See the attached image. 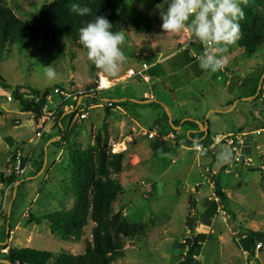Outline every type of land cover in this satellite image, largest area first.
Listing matches in <instances>:
<instances>
[{"label":"rangeland","instance_id":"obj_1","mask_svg":"<svg viewBox=\"0 0 264 264\" xmlns=\"http://www.w3.org/2000/svg\"><path fill=\"white\" fill-rule=\"evenodd\" d=\"M52 1L54 0H3L13 15L27 24L34 22L41 5ZM113 2L117 9L124 4L150 18L152 32L151 36L144 37L132 30H120L124 31L126 36L122 50L127 60L115 77H110L97 68L98 78L93 80L89 70L90 65H95L87 58L86 50L77 44L67 45L64 59L57 63L43 62L39 56L25 47L19 48L18 45L0 50V77L10 88L3 90L0 87V170L6 177L9 174L3 169L8 142L12 145L10 149L32 145L31 139L27 138L34 137L33 126L36 123L32 114L20 112L19 104L13 100L11 90L23 87L44 91L59 86L70 93L82 92L85 96L86 87L93 84L97 86L99 95V100L96 101L103 107L87 110L85 119L80 120L73 116L70 118L71 121L68 118L64 120L65 133L68 131L67 126L69 128L73 124L74 126L66 133L70 142H63L60 145L63 151L58 160L55 161L51 156L52 150L49 149L52 146H49L45 153L46 141L39 143L35 149L38 156L33 160L35 172L25 174L35 178L24 180L18 191L15 189L17 194L21 191L24 193L13 200L8 219L10 226L8 234L12 241L9 245L0 247V261L3 260V250L9 252L33 247L36 251L54 255L66 252L77 256L84 253L85 244L91 240L90 230L93 227L91 222L84 229L82 241L74 244L50 236V229L46 223L41 226L43 234L36 239L32 247L30 245L36 235H31V244H26L24 235L26 233L28 235L30 228L33 227V218L67 211L72 207L68 148L74 144L86 149L97 139L100 143L105 139L109 152L124 155L122 171L116 177L122 192L112 204V210L114 213H120L140 230V234L135 238L124 240V256L113 264H178L187 251L183 246L184 242H187L184 237L186 231H190L193 236L199 237L201 234L204 236L201 240L200 256L195 258L192 264H264V241L263 250L251 256L247 249V238L241 236V232L246 230L264 233V155L258 149L262 141L249 135L246 143L241 146L239 162L232 156L231 163L221 166L217 161L215 140L208 139L211 145L209 143L208 148H204L199 141L205 138L204 135H200L202 132H199L198 128H193L194 141L189 144L186 138L190 126L182 127L184 119L177 127L172 124L178 129L166 124L163 118L158 123V116L161 114L162 117V110L157 104L168 109L170 113L171 107L181 102L177 97L189 98L191 108L201 104L202 109L209 105L213 110L222 111L217 106L225 95L221 98L217 92L216 99L193 94L181 97L187 91L188 83H183L187 88H183L182 94L177 95L172 93L164 81L152 79L147 84L145 80L141 81L138 78L121 80L120 76L122 77L128 69L138 71L142 62H154L172 53L173 42L195 47L198 41L186 32L162 31L160 13L156 8L161 0H113ZM240 3L249 7L256 6L255 0H240ZM256 7L258 13L264 12V0ZM233 45L237 48L236 44ZM241 55L245 61L241 68L244 75L264 66V45L251 57L244 53ZM50 65L58 73L55 82L48 81L45 77L44 67ZM100 72L111 87L113 86L108 88L110 90L102 89ZM255 76L258 77V74ZM146 78L150 81L148 77ZM244 82L246 83V80ZM131 90H135L134 98L129 99L132 103L124 100L111 109L104 106L107 101L122 98L124 95L129 96ZM142 91L148 95L152 94L154 97L151 99L152 103H133L140 101L139 92ZM240 91H245V87ZM235 103H231L229 107H221L223 110L227 109L226 114H213L207 117L209 111H206L204 116L194 117L196 120H206L207 123L210 120L211 137L225 135L231 125L238 126L241 121H245L246 126H251L252 121L248 114L252 111L251 106L244 108V116L242 114L238 116L242 104L233 109ZM88 104L91 102L88 101ZM52 107L51 102L46 112L53 109ZM163 111L165 112L164 108ZM191 111L188 112L193 115ZM214 119H218V122L212 121ZM155 121L157 122L154 123ZM52 122L54 120H46L39 126H46ZM134 122L138 123V126ZM19 134H23L24 137L21 138ZM224 143L226 144V141ZM252 147L256 152L254 158H261L258 162L251 159L253 158L251 154L245 155ZM41 152H44V155H41ZM46 164L55 165L52 172L49 173L48 165L44 170ZM40 171L43 173L38 175ZM44 176L46 178L43 180ZM217 178L227 198V213L223 212L222 205L214 194V181ZM190 198H193L194 204L190 203ZM7 204L8 202L5 205L1 204L0 215L7 208ZM19 223L21 230L11 235L13 227ZM4 231L6 234L7 228ZM3 237L6 238L7 235Z\"/></svg>","mask_w":264,"mask_h":264},{"label":"trees","instance_id":"obj_2","mask_svg":"<svg viewBox=\"0 0 264 264\" xmlns=\"http://www.w3.org/2000/svg\"><path fill=\"white\" fill-rule=\"evenodd\" d=\"M261 2L262 0H255L256 6H259ZM73 3H79L81 7H89L91 13L87 16H78L71 11ZM256 6L249 7L241 4L245 17L240 22L242 35L236 44L248 57L255 55L264 45V12L258 13ZM96 15L106 17L113 24L112 31L114 32L125 29L144 37L151 36L150 18L124 4L117 9L113 0H54L41 5L32 24L16 18L3 0H0V50L18 45L19 48L25 47L39 56L43 62H60L65 57L67 45L77 44L83 48L79 41V29L94 20ZM97 70L95 66L90 65L89 71L93 80L98 78ZM0 87L3 90L10 89L1 77ZM96 87L93 84L87 86L85 95L89 98L87 101L95 106L100 104L97 102L99 95L95 92ZM54 88L61 87L52 89ZM52 89L38 91L16 87L11 90V95L13 100L19 104L20 112L32 114L38 122L48 104L45 98ZM261 93L260 90L259 94ZM67 104H70V100L64 102L61 108ZM75 105L74 103L73 107ZM117 105L118 103L115 104ZM159 108L162 110L163 120L168 124L163 108L161 106ZM59 110L55 112L57 128L64 126L63 120L60 121L62 113ZM75 114L76 111L66 116L64 120L67 118L70 120ZM179 123L180 119L172 120L174 127L179 126ZM185 125H189L192 129L197 128L193 122L187 121L182 127ZM59 135L62 133L59 132ZM186 140L192 144L194 135H190ZM63 142H68L65 134L60 141L50 146L60 148ZM209 143L208 136L199 141L204 148H208ZM8 146L9 153L6 158L16 152L22 153L21 147L10 149L12 148L11 142H8ZM67 152L71 165L72 207L67 211L53 212L35 218L33 223L37 225L46 223L54 238L74 244L82 241L84 229L91 222L93 224L90 230L91 240L85 244L84 253L77 256L66 252L54 255L31 249L11 250L3 256V260L10 264H113L124 256V240L135 238L140 234L135 224L112 210V204L122 192V187L116 177L122 171L124 155L109 152L105 139L102 143L97 139L91 147L86 149L73 144ZM42 154L44 155V152H41ZM22 162L27 163L23 154ZM3 170H6V163ZM16 182L18 179L15 176L7 175L6 177L0 171L2 185L9 186ZM214 194L220 201L223 212L227 213V198L218 178L214 181ZM191 202L194 204L193 198H190ZM230 224L234 228L232 222ZM241 236L247 238V249L251 256L254 255L255 244L264 241V233L261 232L246 230L241 232ZM203 238L202 234L199 237L194 235L191 241L184 243L183 246L187 248V251L178 264H192L194 259L200 256Z\"/></svg>","mask_w":264,"mask_h":264},{"label":"crops","instance_id":"obj_3","mask_svg":"<svg viewBox=\"0 0 264 264\" xmlns=\"http://www.w3.org/2000/svg\"><path fill=\"white\" fill-rule=\"evenodd\" d=\"M173 44V48H172V53H169L166 57H161L159 60H155L154 62H142L145 63L148 66V69L144 72L143 75H145L146 77L149 78L150 81H148L149 83L151 82L152 79L155 80H160V81H164L166 86L168 88L171 89L172 93H176L177 95L182 94V89L183 88H187L186 85H183V83H188V88L187 91L183 93V95L181 97L186 96L187 94H193L196 96H201V97H207L209 96L212 99H216V96H224L225 98H222V102L220 100L219 105L217 106L219 109H221L222 111H216L211 109V107L209 105H206L203 107H200L201 104H196V108H191L190 107V101L189 98H182L179 99L177 97V99L181 102L178 103L177 105H173L171 107V112L170 115L172 117V120H179L180 121L182 119H184V122H191L187 119H191L192 121L198 122L201 125H204V123L207 121L203 120V119H198L196 120V117L194 116H204L206 114V111H209L207 114V117H211L213 116V114L219 115V114H226L227 113V109L223 110V106L225 107H229L231 105V103L236 102L235 106L233 109H237L239 104H242L240 110L238 111V116L239 115H243L244 116V108L247 107L248 105L251 106L252 111H249V118L252 121V125L251 126H246V123L242 122L238 125V126H234L231 125V128L227 129V132L225 135H218L219 137L215 136V137H211V129H212V123H210V120L208 121V128H200L199 126H197L199 132H202L204 134L203 138H206L208 136V139L213 141L215 139H218L219 141L216 142V148H217V152L219 150L220 145L225 144L224 143V139L229 137L230 135L233 134H237L243 131H252L254 129H256L257 127L261 126L262 124H264V66L263 67H259L257 69H253V71H251L248 74L244 75V72H241V68H242V64H245L244 58H243V50L241 48H239L237 46L234 47V45L229 47V50L227 53H225L226 57H227V64L224 67V69H222L221 71H218L217 73H208V72H204L202 71L199 66H198V56L199 54H201L204 50H205V46H203L202 44H196L195 47H188L185 44L182 43H172ZM240 52V53H238ZM238 54V55H237ZM161 55V54H160ZM246 55V54H245ZM154 57V55H153ZM235 60V62H232V60ZM238 63V64H237ZM264 63V61H263ZM130 70V69H128ZM127 70V71H128ZM135 71V70H134ZM140 69L138 71H135V73L139 72ZM257 71V73H256ZM101 74V72L99 73V75ZM258 74V77H254V75ZM244 75V80H246V83L244 82V80L242 79V76ZM121 80H134L135 78H138L139 80L142 81V79L139 76H133V77H129L127 76V72L122 75V77L120 76ZM262 82H261V80ZM148 82H146L148 84ZM261 82V94H257V89L258 86ZM222 84V86H221ZM186 86V87H185ZM113 87V86H112ZM110 87V88H112ZM242 87H245V91H240ZM106 90V89H105ZM110 90V89H107ZM190 90V92L188 91ZM212 92V93H206V92ZM217 92H219V94L217 95ZM222 92V94H221ZM138 93V92H137ZM260 93V92H259ZM131 94V95H130ZM135 94V90H131L129 92V96L121 94L122 98L119 99H114L111 100L109 102H112L114 104L116 100L122 101H129L132 103V101H130L129 99L134 98ZM140 94V101L138 102H145L146 104L147 101H152L151 99H154V97L152 96V94L149 93V95L146 92H139ZM138 94V96H139ZM193 98H195V96H193ZM88 97L87 96H83V95H79L78 97H76V101H71L70 100V104L64 105L63 108L59 107L60 104V100L58 98H55L52 102L53 105V109H48V111L51 110H55L60 109L59 112L62 113V116L60 118V121L63 120L64 123V118L66 116H69L71 113L75 112H84L86 114L87 110H93L94 108H100L102 109L103 107L101 105H92V104H88L87 101ZM149 99V100H147ZM247 99H250V101H248ZM146 100V101H145ZM217 101H219L217 99ZM151 102V103H152ZM74 103L76 104L75 107ZM134 103V102H133ZM159 105V104H157ZM160 106V105H159ZM162 107V106H161ZM47 110V107H46ZM192 110V111H191ZM188 111L193 112L192 114H189ZM76 116V114H75ZM260 117V119H259ZM158 123L161 122V114L160 117L158 116ZM71 121V120H70ZM214 122H218V119H214L212 120ZM157 121H155L154 123H156ZM135 123V122H134ZM40 122H36L34 123V137L29 136L27 138L31 139L30 143H32V145L30 146H25V147H21V151L23 156L26 158V174L35 172V165L33 160L38 156V153L35 149H37V147L40 145L39 143L41 142H45L47 144V149L51 144V140H54L55 142L61 140V138L63 137V134H65V137L67 138V134L70 129L74 126L71 125V128H68V131L65 133L64 130V126H62L60 123L59 125H61L59 128H57V123L52 122L47 124L46 126H39ZM138 126V123H135ZM44 127V128H43ZM217 131V128H216ZM22 132V129H20V133ZM59 132L62 133V135H59ZM195 131L193 129H189V131L187 132V136L189 137L190 135H194ZM39 135V136H38ZM18 136H20L21 138H23V134H19ZM44 139V140H43ZM68 139V138H67ZM70 142V138L67 140ZM255 142V141H254ZM253 142V143H254ZM73 145V144H72ZM211 145V143H210ZM45 147V148H46ZM63 148V147H62ZM62 148H56V147H50L49 151H51V156L54 157V160H58V158L61 156L62 152ZM250 152H249V151ZM245 150L248 151L247 154L245 155H252L254 159V161L258 162L260 161V159H256L254 158L256 156V152L254 150V147H252L251 149ZM48 150H46L47 152ZM45 152V150H44ZM9 153V148L7 147V152H6V156ZM55 154V156H54ZM58 154H60L59 156H57ZM49 155V153H48ZM5 156V157H6ZM56 157V158H55ZM48 159V157H47ZM69 161V160H68ZM45 164V163H44ZM48 165V171L49 173L52 172V170L54 169V166L52 164H46L44 170L46 169ZM67 168H69V166H67ZM2 171V170H0ZM3 172V171H2ZM43 172L40 171L38 173V175H41ZM49 173L47 172L46 174L49 175ZM45 174V176H46ZM7 175V174H6ZM44 176L43 180L46 178ZM32 177V178H31ZM27 178V179H26ZM35 177L31 176V175H26L25 178L18 180V182H16L13 185H9V186H5L2 185L0 183V206L2 203H4V205L6 204V202H8L7 204V208L5 209V211L0 215V247H5L6 245H9V242L12 241V238L9 237V234H5L6 228L8 229V233H9V214H10V209L12 208L13 205V200L14 198H16L18 195L22 196L24 191H21L20 194H17V191L19 189L20 184L24 181V180H31L34 179ZM15 189L17 191H15ZM38 198V197H37ZM9 199V200H8ZM12 200V201H11ZM38 200V199H37ZM39 212V210H38ZM25 215H22V217ZM35 218H33L34 220ZM32 225V224H31ZM20 226L21 223L16 224L12 231L10 232L11 235L13 232L16 231H20ZM33 227L30 228V231L27 235V233L24 235V238L26 239V244H31L30 246L32 247V245L35 244L36 239L40 238L41 235L43 234V231H41V226L42 225H37L35 223H33L32 225ZM44 230V229H43ZM42 232V233H41ZM4 234V235H3ZM35 234L36 237L33 238L32 242L30 243V237L31 235ZM7 235V237H3ZM49 235L52 236V234L49 231ZM28 236V237H27ZM9 237V238H8ZM19 242V241H18ZM10 247V246H8ZM7 247V248H8ZM30 247V248H31ZM35 247L31 248L34 249ZM35 250V249H34ZM0 264H3L0 262Z\"/></svg>","mask_w":264,"mask_h":264},{"label":"clouds","instance_id":"obj_4","mask_svg":"<svg viewBox=\"0 0 264 264\" xmlns=\"http://www.w3.org/2000/svg\"><path fill=\"white\" fill-rule=\"evenodd\" d=\"M156 8L163 32H186L205 46L198 56V66L202 71L214 74L226 66L225 53L242 35L240 22L245 12L240 0H161ZM71 11L78 16L91 13L89 7H81L79 3H73ZM112 28L113 24L106 17L96 15L94 20L79 29V41L96 68L115 77L127 60L122 50L126 36L124 31L114 32ZM44 68L46 79L55 82L58 77L55 68L51 65ZM231 159L230 147L220 145L218 163L223 166L231 163Z\"/></svg>","mask_w":264,"mask_h":264},{"label":"built area","instance_id":"obj_5","mask_svg":"<svg viewBox=\"0 0 264 264\" xmlns=\"http://www.w3.org/2000/svg\"><path fill=\"white\" fill-rule=\"evenodd\" d=\"M196 44H200V42L198 41ZM147 69H148V66L145 63H142L139 72L135 73L133 69H130L127 71V76L129 77L139 76L142 80H145L146 82H148V79L146 78V76L143 75ZM95 91L97 92V89ZM82 94H83L82 92L77 93L75 91L73 93H70L68 91L63 90L62 88H54L52 89V91L48 93L45 99L48 103L47 104L48 106L49 103L53 102V100L58 97V99L60 100L59 107H61V105L68 100L76 101V97ZM114 105H115L114 103L107 101L104 106L107 109H111L114 107ZM46 107L43 110V114L46 113V115L45 116L42 115V117L38 121L40 123L41 122L44 123L46 120H50V119L55 120V112L59 108L58 107L55 110L46 112ZM76 117L82 120L86 118V114L83 111L77 112ZM249 135L262 141L259 144L258 149L261 150V153L264 155V124H262L261 126L257 127L256 129L252 131H243V132L237 133L236 135H230L229 137L223 140V141H226V144L232 150V156L234 157V160L236 162H239V158H241L239 154L241 146H243L246 143V139L248 138ZM133 138H136V137L133 136ZM218 141H219L218 139H215V142H218ZM6 172L9 175L15 176L18 180L23 179V177L26 174V163L23 164L22 162V153L16 152L15 154H12L8 156V158H6ZM184 237L187 239V241H191L193 235L191 234L190 231H186V233L184 234ZM262 250H263V245L260 242L256 243L254 247V255L255 253H260ZM2 253H3L2 255L5 256L8 254V250H3Z\"/></svg>","mask_w":264,"mask_h":264},{"label":"water","instance_id":"obj_6","mask_svg":"<svg viewBox=\"0 0 264 264\" xmlns=\"http://www.w3.org/2000/svg\"><path fill=\"white\" fill-rule=\"evenodd\" d=\"M263 80V79H262ZM262 80H261V82H262ZM261 82H260V84H259V86H258V89H257V94L256 95H258L259 94V92H260V89H261ZM248 101H250V99H247ZM120 101L119 100H116V102L115 103H119ZM133 102H135V103H142V102H137V101H133ZM152 101H147V103H151ZM164 108V110H165V114H166V116H167V118H168V124L170 125V126H172V117H171V115H170V113H169V111H168V109H166L165 107H163ZM187 120H189V119H187ZM189 121H191V122H193L194 123V121H192L191 119L189 120ZM184 122V121H183ZM182 122V123H183ZM201 129L204 127V128H208V123H204V125H201L200 123H198V122H195ZM174 128V127H173ZM174 129H178V128H174ZM51 143H55V141L54 140H51L50 141ZM46 150H47V147L45 148V153H46ZM7 235H8V229H7V233H6ZM1 263H3V264H10L8 261H6V260H2V261H0Z\"/></svg>","mask_w":264,"mask_h":264},{"label":"bare ground","instance_id":"obj_7","mask_svg":"<svg viewBox=\"0 0 264 264\" xmlns=\"http://www.w3.org/2000/svg\"><path fill=\"white\" fill-rule=\"evenodd\" d=\"M100 83H101L102 89H108L109 87H111V84H109L108 80L103 78L102 75H100Z\"/></svg>","mask_w":264,"mask_h":264}]
</instances>
